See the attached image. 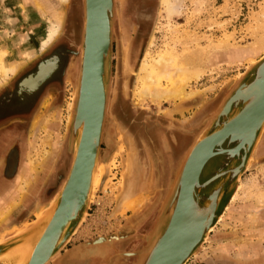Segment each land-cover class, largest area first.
<instances>
[{
	"label": "rangeland",
	"instance_id": "obj_1",
	"mask_svg": "<svg viewBox=\"0 0 264 264\" xmlns=\"http://www.w3.org/2000/svg\"><path fill=\"white\" fill-rule=\"evenodd\" d=\"M19 1L27 5L25 15L15 0H0V43L7 39L11 43L9 64L20 56L24 44L34 55L17 76H11L0 87V96L8 87L17 86L24 73L35 71L36 65L48 55H61L64 71L61 83L53 86L56 89L43 92L44 100L36 103L33 115L25 118L15 115L8 126L0 127V137L4 135L6 139L1 144L3 148L0 146V187L4 181L13 188L12 201L0 209V241L22 232L38 219L61 190L70 171V120L84 27V0ZM165 2L115 0L112 65L100 154L104 176L95 186L84 223L62 253L99 236L114 235L142 213L160 192L161 199L135 234L114 242L112 247L102 246L108 250L107 257L142 249L181 161L205 120L216 111L229 88L264 57V0H179V9L172 14L166 11ZM7 16L14 20L13 26ZM56 16L60 17V33L41 51V41ZM158 56L171 57L177 67L187 68L184 77L188 81L187 91L202 92L196 100L182 104L172 100L155 103L140 95L142 83L137 79L142 62L151 63ZM49 61L39 72L46 64H52L51 73L56 69L57 58ZM59 76L60 73L56 78ZM160 82L163 88L170 85L166 76ZM138 121L150 130L145 138L138 135H142ZM156 133L163 140L158 149L154 144ZM157 152L160 157L155 156ZM107 153L109 157L105 158ZM129 161L136 165L132 166L134 173L130 176L139 179L136 192L148 201L136 211L127 203L112 216ZM120 260L118 264H133L135 258ZM187 264H264V135L227 209Z\"/></svg>",
	"mask_w": 264,
	"mask_h": 264
},
{
	"label": "water",
	"instance_id": "obj_2",
	"mask_svg": "<svg viewBox=\"0 0 264 264\" xmlns=\"http://www.w3.org/2000/svg\"><path fill=\"white\" fill-rule=\"evenodd\" d=\"M114 23L115 0H84L81 62L68 141L72 164L61 190L52 200L41 232L43 237L29 264H50L65 250L89 213L95 191L93 186L88 195L91 176L95 160H100L106 123ZM263 135L264 57L229 88L216 111L205 120L179 166L180 172H177L156 223L145 237L143 248L133 253H117V257H134L133 264H187L227 209ZM108 157L109 153L105 158ZM135 158L136 153L132 160ZM132 166L129 161L125 181L131 176ZM125 190L126 187L121 195ZM121 195H118L112 216L126 204L119 199ZM160 199L161 193L157 192L144 211L114 235L99 236L78 247L130 237ZM36 221L22 232L0 241L1 254L18 253ZM52 237L45 254L35 260L36 252ZM28 253H22V256L25 254L22 260L9 257L7 264H26L30 260ZM78 254L81 255L79 260H87L96 253Z\"/></svg>",
	"mask_w": 264,
	"mask_h": 264
},
{
	"label": "bare ground",
	"instance_id": "obj_3",
	"mask_svg": "<svg viewBox=\"0 0 264 264\" xmlns=\"http://www.w3.org/2000/svg\"><path fill=\"white\" fill-rule=\"evenodd\" d=\"M1 1L5 2L7 0H1ZM61 2L66 3L67 0H61ZM180 3H181V1H180ZM15 4L17 5V7H19L22 10L23 14L26 13L27 5L25 4V1L21 2L19 0H15ZM179 6H180L179 0H166V2H165L166 11L170 14L177 12V10L179 9ZM7 21L11 26L14 25V20H12V18L10 16H7ZM59 33H60V17L56 16L54 21H52L50 26L48 27V31L46 33V36L41 41L40 50L41 51L46 50L56 40ZM3 34H4V32H3ZM4 37H5V39H7L6 38L7 35H4ZM19 43H22V42L19 41ZM10 49H11V43L9 42L8 39L5 42L0 43V87L5 85V83L10 79L11 76H17L20 73V71L28 64V62L32 59V56L34 55V52L33 51L31 52V50L26 48V46L24 44V46L21 50L20 56L15 61H13L12 63L9 64L7 59L9 56V50ZM240 53L241 52H238V54H240ZM152 60L153 61L151 63H149L146 60H144V62H142L143 64L141 66L140 73L138 74L139 76L137 79L138 82L142 83V86H141L142 88L139 89L140 95L145 96V97H149L155 103H159V102L166 101V100H172L174 102H178V103L182 104V103H185L187 101H193L195 98L199 97V93H202L201 91H196V92L195 91H187L188 81L186 78H184L187 68L177 67V65H175L173 63V59L171 57L158 56L157 58H155V59L153 58ZM51 65L52 64H50V65L46 64V66L43 67V69L38 73V75L31 76L30 78H26L23 81V83L21 84V86L26 88L27 90L30 89L32 86L37 87V84L40 81H42L43 79H45L46 77H48L49 74L51 73L50 71L53 68V66H51ZM179 66H181V65H179ZM162 76L169 77V79H170V85L165 87V88L161 87L162 85L160 82V78ZM196 76L198 77V75H196ZM69 108H71V106H69ZM83 127H84V122L81 123V125H80V131L81 132H82ZM133 167H136V165ZM103 168L100 165V160H98V161L95 160L88 195H90L91 190L93 191V186L95 189V186L99 183V179L104 173ZM128 168H129V163L127 165V169ZM133 170H134V168H133ZM182 170H183V168H182ZM177 172H180V171L177 170ZM138 181H139L138 178L136 180L135 178L131 179V177H128L127 181L124 180V184H123V187H121L122 189H121L120 194L118 193L119 195H121L122 190L126 187V190L124 191L125 194L121 195V197H119V199H121L122 202H126V204L128 203L127 204L128 206L132 205L133 207L131 209H133L134 211L140 209V207L143 204L147 203V201H148V199H146L141 194H138L136 192V190H137L136 188L138 187V185H140V183ZM173 185H174V182H173ZM173 185L171 187H173ZM24 188L25 187H23L21 189L22 192L24 191ZM170 191H171V188H170L169 192ZM51 206H52V203L50 204L48 209L46 211H44L38 217L37 221L34 223V227L32 228V233L29 235L26 242L22 244V249H20L18 251V253L20 251H22V252L19 254L16 253L13 256H10L12 253H5V255H4V254H1V252H0V264H7L10 261L9 257H10V259H12L14 256H15L14 258H18L19 260H22L25 258V254L22 256V253H25V252L30 253V255H29L30 260L27 262L26 261H23V262H26V264L30 263L31 257L33 256V253H35V250L37 249V246L39 245V242L41 241V238L43 237L44 233L42 234L41 232L45 228L44 224H45V220L47 218L46 216L48 215L47 213H48V210H50ZM125 208H127V207H125ZM32 225H33V223H32ZM28 227H30V226H28ZM53 239H54V237H52L43 246H41V248H39V250L36 252L35 260L41 258L45 254L46 247L49 245V243ZM114 242H117V240L106 242V243L101 244V245H93V246L89 245V246L94 247V248L92 250H88L87 248H84L85 250L84 249L83 250L84 251H95L96 255H98V251L99 252L101 251L100 248L102 246L107 245V246L112 247ZM60 254H59V256H60ZM20 255H21V257H20ZM105 256H107V255H105ZM109 259H110L109 263H111V264H117V262L120 261L119 257H117V253L115 256H113L111 258L109 257Z\"/></svg>",
	"mask_w": 264,
	"mask_h": 264
},
{
	"label": "flooded vegetation",
	"instance_id": "obj_4",
	"mask_svg": "<svg viewBox=\"0 0 264 264\" xmlns=\"http://www.w3.org/2000/svg\"><path fill=\"white\" fill-rule=\"evenodd\" d=\"M53 58H57V67L56 69L48 76L46 77L35 90H27L26 88L22 87L21 84L26 78H30L31 76H36L39 72V69L41 66L45 63H47L49 60H52ZM37 68L35 71H31L30 73H24L21 76V79L18 81L17 86H11L7 88V91H4L3 94L0 96V127L10 124L12 117L21 116V117H28L33 115V111L35 108L36 103H39L40 100H44L45 95H42L44 91L48 89H56L53 86H57L58 83H61V79L63 77V71H64V61L63 57L59 54H52L48 55L46 58L41 60L37 65ZM60 73L59 80L56 78V76ZM12 89H16V91H13ZM45 89V90H44ZM49 91V90H48ZM20 121V120H19ZM137 127L139 128L138 131L142 132V135L138 133V135L143 136L144 138L147 135L149 128L146 127L143 123H137ZM137 131V132H138ZM157 135V133H156ZM155 135V145L157 149L161 145L160 141L162 140L159 135ZM6 139L4 138V135L0 137V146L2 142H5ZM163 144V140H162ZM3 148V146H1ZM158 155V156H157ZM156 157H160V153L157 152ZM160 161V158L157 159ZM7 172V169L5 170ZM73 249H70L67 253L70 254ZM107 249H103L101 252L107 253ZM72 264H79L77 261L73 262Z\"/></svg>",
	"mask_w": 264,
	"mask_h": 264
},
{
	"label": "crops",
	"instance_id": "obj_5",
	"mask_svg": "<svg viewBox=\"0 0 264 264\" xmlns=\"http://www.w3.org/2000/svg\"><path fill=\"white\" fill-rule=\"evenodd\" d=\"M6 172V171H5ZM1 174V171H0ZM7 174V172L5 173V175ZM21 174V172H20ZM20 177V176H19ZM18 179V175L17 178ZM0 180L2 181V177L0 176ZM8 181V180H6ZM11 188L7 187V184L1 183V187H0V192H1V198L0 199V209H3L4 207H7V205L9 204V202H11L12 197H11V191L13 190L12 185H10ZM9 188V190H8ZM15 207V205L13 206V208ZM94 247H87L88 250H92ZM100 248V247H99ZM106 248V247H101V251ZM84 248L82 247H76L75 249H73L72 252H70V254L68 253H62L59 257L57 256L50 264H72L73 262H78L79 264H108L109 262V257L111 258L112 256L109 255V257L105 256L107 253H102L101 251H98V255L95 254V256H93L90 259L87 260H79L78 258L80 257V255L78 254V252H84L83 250ZM101 255V256H100ZM107 257V258H106ZM106 258V259H105Z\"/></svg>",
	"mask_w": 264,
	"mask_h": 264
}]
</instances>
